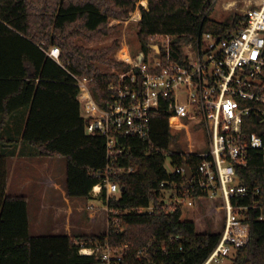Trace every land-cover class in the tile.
Returning a JSON list of instances; mask_svg holds the SVG:
<instances>
[{
    "label": "trees",
    "instance_id": "trees-1",
    "mask_svg": "<svg viewBox=\"0 0 264 264\" xmlns=\"http://www.w3.org/2000/svg\"><path fill=\"white\" fill-rule=\"evenodd\" d=\"M139 2L0 0V126L17 111L28 109L21 139L40 156L66 158L64 187L71 198L90 197L110 162L106 138L85 132L74 74L93 77V94L104 106L110 95L108 85L118 80L109 68L130 67L114 56L121 46L119 38L105 45L84 42L108 37L114 30L111 19H127L140 6L141 49L147 53L152 49L153 34H172L173 57L182 61V39L196 40L205 31L226 35L243 19L240 14L224 21L212 18L215 0H148L147 7ZM55 45L61 48V63L48 54ZM248 123V130L264 141V120L252 115ZM177 137L164 109L153 117L149 138L121 137L117 148L123 150L114 153V168L125 170L110 176L119 182L120 192L108 195L105 188L101 193L110 211L109 231L70 235L31 233L28 196L7 193L5 148L16 146L19 138L0 135V264H99L96 255L80 252L83 244L97 241L115 247L128 242L126 264H203L221 235L223 202L195 185L193 197L202 199L196 202L195 219L183 218L180 208L171 210L166 204L165 189L173 182H187L185 176L170 172L166 162L170 159L178 166L186 161L195 169L202 160L182 149H170ZM236 171L248 193L233 201L250 208L246 211L250 239L229 264H264V218L259 217L264 213V148H250L246 164L236 165ZM209 201L215 208L211 205L207 211ZM213 224L215 230L210 228ZM139 249L144 252L141 258Z\"/></svg>",
    "mask_w": 264,
    "mask_h": 264
},
{
    "label": "built area",
    "instance_id": "built-area-1",
    "mask_svg": "<svg viewBox=\"0 0 264 264\" xmlns=\"http://www.w3.org/2000/svg\"><path fill=\"white\" fill-rule=\"evenodd\" d=\"M245 1L249 6L248 14L226 35L205 31L196 40L180 43L185 48L182 61L173 57L172 34H153L152 49L148 53L140 49L133 56L127 46L125 54L118 53L115 57L129 62L130 67L113 65L109 68L118 75V80L108 85L110 95L104 106L93 94V77L74 74L85 132L106 138L110 159L104 179L93 187L94 196L105 188L108 195L119 194V182L110 176L125 170L124 167L114 168L113 155L123 150L117 148L120 138H149L152 119L163 109L169 113L172 132L178 135L170 143V149L176 150L172 146L178 141L186 142V148L177 149L202 158L195 169L191 168L190 179L185 170L186 161L178 166L170 161L173 173L185 176L188 183L173 182L172 187L165 189L164 200L171 210L183 211L186 206L195 219L197 203L192 194L195 185L209 197L222 199L221 235L203 264L232 259L236 250L250 239V226L246 221V211L250 208L233 200L248 193V187L238 178L236 165L246 164L250 148H264L263 138L248 130L250 116L264 120V0ZM233 3L229 2L226 8ZM161 38H165L163 42L158 41ZM61 52L55 45L48 54L61 63ZM178 127L183 129L184 135L174 130ZM201 132L204 139L198 137ZM206 142L209 149L202 148ZM167 191H170L168 196ZM148 209L152 211L154 207ZM259 217L264 218L263 211ZM129 248L128 242L115 247L97 241L92 245L83 244L80 252L96 255L99 264H126L125 254ZM143 255V250L139 249L138 257Z\"/></svg>",
    "mask_w": 264,
    "mask_h": 264
},
{
    "label": "rangeland",
    "instance_id": "rangeland-1",
    "mask_svg": "<svg viewBox=\"0 0 264 264\" xmlns=\"http://www.w3.org/2000/svg\"><path fill=\"white\" fill-rule=\"evenodd\" d=\"M229 2H234L230 8H226ZM140 3H142L140 1ZM249 6L246 4L245 0H215L213 7L210 12V16L217 20H227L232 18L235 14H240L244 17L248 14ZM135 12V10H134ZM133 12H131L130 17L127 19H111L109 22L110 26L114 27L113 32L108 37L97 40L91 43L84 42L87 45H105L110 44L115 38H119L121 40V46L114 53L116 56L120 51L125 48L127 50V46H129L131 54L136 55L141 49V42L138 37V21L133 17ZM165 38H161L160 42H163ZM175 37L173 38V40ZM187 39H182L180 43L186 44ZM185 49L184 46L182 50ZM107 70L108 68L104 66ZM27 111V108H23L19 112V116H22ZM22 119L19 123H21ZM174 130L178 131L179 135H184L183 129L178 127ZM173 131V129H172ZM19 129L13 133V135H17ZM198 137L204 139V133L201 132L198 134ZM179 143V141H178ZM173 145V149H177L179 147L186 148L187 143L181 142ZM31 150H35L33 147H29ZM202 148L209 149L208 142L202 144ZM26 149V148H25ZM29 149L24 150L25 154H18V156L10 157L8 159V170L9 177L11 178L12 186L14 183H17L19 179L24 178L28 181L26 187L37 188L35 194L37 196H33L30 192L29 195V215H30V231L31 233L36 234H45L52 233L56 231L57 233H68L70 235H83V234H103L109 231L111 226V218L110 211L108 205L104 202L101 197V194L94 196L91 194L90 197H78L82 198L80 206L77 203H73L71 201L72 207H53V206H41V202L49 203L50 192H44V184H46V179L49 178V175L57 176L58 181L62 184L64 182V172L66 169V158L62 156H55V159L52 158H40L36 156L35 153H32ZM23 151V149H21ZM30 153L34 155H30ZM166 167L170 172H173L174 167L170 164V160L166 162ZM29 179H38L29 180ZM40 186V187H39ZM8 192H13V188L9 185L7 188ZM170 191L166 192V196H168ZM46 195V197H45ZM57 201V199H55ZM195 202H202V199H196ZM207 211L211 209L212 202L209 201ZM79 206V207H78ZM212 205V209H214ZM183 218L185 219H193V213L184 206L183 208ZM194 216L196 217V212H194ZM215 214V213H214ZM42 215V216H41ZM217 220V219H216ZM199 229H202L200 226ZM212 230H215V225L210 226ZM85 243V242H83ZM231 258H224L218 262H214L213 264H229L231 262Z\"/></svg>",
    "mask_w": 264,
    "mask_h": 264
},
{
    "label": "crops",
    "instance_id": "crops-1",
    "mask_svg": "<svg viewBox=\"0 0 264 264\" xmlns=\"http://www.w3.org/2000/svg\"><path fill=\"white\" fill-rule=\"evenodd\" d=\"M142 2V0H140ZM140 3V2H139ZM144 6H148V0H147V4L145 3H140ZM133 14V17L137 20H140L141 17H142V11H141V8L140 6L137 7V9L135 10V12L132 13ZM22 110V109H21ZM19 111H17L15 114H13V116L9 119V121L5 124H3V126H0V135H2L3 137H18L19 138V141L16 143L17 145L16 146H9L7 148H5L6 152L8 153V159H10V157H14V156H18V154H25L26 152H24V150L26 149H29V151L31 150V148H29L30 146L28 144H26L25 142L22 141L21 137H22V131H23V128H24V125L26 123V119H27V116H28V109L27 111L20 117H18L19 115ZM82 112V110H81ZM18 115V116H17ZM22 119L21 123L20 120ZM17 129H19V132L17 135H13V133H15V131H17ZM26 148V149H25ZM21 149H23V151H21ZM32 153H35L36 156L40 157V158H44V160L46 158H52V159H55L56 157L55 156H52V157H47V156H40L37 151H33L31 150ZM30 153V155L32 154ZM34 155V154H32ZM66 174V169H65V172H64V176ZM29 180H36V181H40L41 180H38V179H29ZM64 180H65V177H64ZM28 181L24 178H21L18 180L17 183H14V185L12 186V182H11V178L9 177V170H8V180H7V188L8 186L10 185L11 188H13V192H8V194H25L28 196L29 198V195L27 194L28 192H30L31 194H33V196H37V194H35V192L39 189L37 188H33V187H26ZM44 186V192L48 193L50 192V199H46V200H49V203H43L41 202V206H53V207H61V206H66L68 207H72L71 205V201H73V203H77L79 204L80 206H82L80 204L81 202V199L82 198H78V197H75V198H71L67 195V192H66V189L64 187V182L63 184L58 181L57 179V176H54V175H49V178L46 179V184L43 185ZM40 187V186H39ZM46 197V195H45ZM55 199H57V201H55ZM61 202H63L61 204ZM79 207V206H78ZM42 216V215H41ZM52 233H57L56 231L52 232ZM61 233V232H59ZM33 234H36V233H33ZM40 234V233H39Z\"/></svg>",
    "mask_w": 264,
    "mask_h": 264
},
{
    "label": "water",
    "instance_id": "water-1",
    "mask_svg": "<svg viewBox=\"0 0 264 264\" xmlns=\"http://www.w3.org/2000/svg\"><path fill=\"white\" fill-rule=\"evenodd\" d=\"M155 48L158 49L159 47L157 45H155ZM258 120H261V118L258 117ZM185 170H186L187 177L190 179L193 175V171L188 164H185Z\"/></svg>",
    "mask_w": 264,
    "mask_h": 264
},
{
    "label": "bare ground",
    "instance_id": "bare-ground-1",
    "mask_svg": "<svg viewBox=\"0 0 264 264\" xmlns=\"http://www.w3.org/2000/svg\"><path fill=\"white\" fill-rule=\"evenodd\" d=\"M143 3L147 4V0H142ZM134 12V11H133ZM125 51L126 49L123 48L121 51H120V54H125Z\"/></svg>",
    "mask_w": 264,
    "mask_h": 264
}]
</instances>
